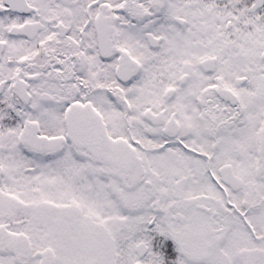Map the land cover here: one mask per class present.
<instances>
[{
    "label": "snow or ice",
    "instance_id": "6c2138e0",
    "mask_svg": "<svg viewBox=\"0 0 264 264\" xmlns=\"http://www.w3.org/2000/svg\"><path fill=\"white\" fill-rule=\"evenodd\" d=\"M0 264H264V0H0Z\"/></svg>",
    "mask_w": 264,
    "mask_h": 264
}]
</instances>
